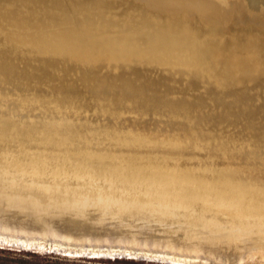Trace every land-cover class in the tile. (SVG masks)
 <instances>
[{
  "label": "rangeland",
  "instance_id": "1",
  "mask_svg": "<svg viewBox=\"0 0 264 264\" xmlns=\"http://www.w3.org/2000/svg\"><path fill=\"white\" fill-rule=\"evenodd\" d=\"M228 1L229 3H234L236 1L241 3V0H153V2L149 1L147 4L157 3V7L178 5L182 9L186 8V6L197 9L205 5H210L212 7L215 3L219 2L226 5L230 10L234 9L232 5L227 3ZM242 4L243 3H241V5ZM228 5L230 7H228ZM123 9H125V7L114 11L116 14H122ZM127 11L138 13L137 11H133V9H127ZM36 13L37 15L30 18L28 25L34 26L36 22H38L40 19L39 11ZM125 14H127V12H125ZM193 14L195 16L201 15L197 10H194ZM184 17L185 18H183L180 23V34L187 32L185 28L186 25H190V22L194 20L191 12L188 10ZM130 24H135L134 28H132L134 31H142L144 28V26L141 28L133 21H131ZM32 26H27V28H34ZM224 28V32H228L225 26ZM20 31H22V29ZM9 32L8 29L7 33ZM246 36L247 39L249 38L248 42L250 39L258 42L255 43V47L246 44V48L241 53L256 65L255 62L256 59L259 58L258 55L264 56V47L261 45V43H264V33L262 31L252 30L248 31ZM94 37L101 39L104 45H108V42L112 43L111 48L110 46L105 47V49H107L104 51L108 53L117 54L118 52H122V54L118 56L125 59H128V56L131 54L132 64L120 63L119 70L116 72L107 69L105 65L98 69H86L87 67L83 66L78 69V72L80 71L83 73L82 75H85L88 74L85 70L95 71L94 76L89 79L92 84L89 85L91 87V90H89L91 92L95 91L98 97L110 99V101L104 100L109 102L107 104L110 105L109 107L117 104L118 100L126 101L125 103L128 105L129 103L131 104L130 108L133 114L121 116L120 120L124 122V124H122L124 127H120L127 131V138H129L128 136L134 135L137 131H143L144 138L142 136L141 139L135 141L145 146V148H148L147 151L151 153V155L144 157L137 154L135 156L133 152L135 149H132L129 153L131 155L134 153L132 158L134 157L136 161H147L146 159L149 158L150 164L152 163L160 167L161 170L163 169L162 175H157V178H155V185H157V187L143 190L138 186L129 187L128 190L138 191L136 194L140 195L147 192L152 196L150 199L155 198L153 200H157V188L160 189L161 187L167 186H180L178 188L191 186L192 189H195V187H197L195 185H203L202 190L208 194L207 197L209 199H214L220 198V196L217 197L209 194V188L204 187V185L210 186L208 182L218 183L224 181L227 183L224 187L227 188H216L213 190L217 195H221L223 201L222 207H242L241 210L245 211V214L248 216L234 217L236 220L231 219L227 214H217L216 218L192 217L191 219L198 220L202 230H206L212 233V235L201 236L200 238L195 237L194 240H191L184 237L183 232H187L184 229L183 232L178 231L174 233L173 229L177 230V227L174 228L173 225L179 226L180 223H159L157 220L151 219L144 224L142 221L136 220V218L111 219V217H107L104 221H99L98 218L100 215L94 214L86 220V223L89 224L84 225L79 222V225L69 227L72 223L66 220V223L63 222L62 216L51 212L50 209V212H45L43 216H36L38 214L29 213H25L21 216L15 211L11 212L12 209H9L10 207L5 208L8 203L1 201L0 233L2 234L4 233L14 237L18 236L22 239H35L49 246L55 245L54 247L60 250H88L93 252L101 250L105 252L108 251V253L105 254L106 258L95 259L84 256L85 252H83L81 257H67L61 251L51 252L45 250L43 252H34L12 249L10 247L0 248L18 252L22 251L24 253H36L39 256L53 255L60 257L61 261L70 262V264L72 262L80 263V261L83 260L106 262L120 260L122 262H135L137 264H162L144 260V257L141 256L139 252H150L155 254L165 253L179 256L185 261H190L191 264H257V261L255 262L253 257L260 253H256L257 251L254 252V250L264 248V244L260 242V237L264 238V226L262 225V223L264 224V220H260L262 218L264 219V199L261 198L260 200V197L263 196L264 198V71L261 72L263 75H260L259 72L255 70L257 72L256 75H240V77H232L218 72L221 75L218 77L221 79L216 80L218 84L216 85L212 77H205V79L203 76L199 77V75L196 74L195 80H192L190 76L177 75V73L181 71H172L169 61L168 64L163 62L162 65H159L158 61L152 57L154 52H157V59L161 52L166 53L170 51L179 52L181 54L183 51L182 49H169L168 46L158 41L156 44L147 37L125 35L112 28H107L104 32L94 35ZM234 37L235 33L233 30L225 34L211 32L209 36V38L219 43V45ZM32 38V36H14L13 34L6 33L0 34V199L3 197L8 201V197L10 196L13 199L17 197L11 207L18 206V208L21 207L20 203L17 202L20 201V199L26 203L41 202L38 196L34 194L35 190H29V188L35 187V184L51 187V182H49V184L46 180L54 181L52 178L53 175H50L53 159L48 156L50 154L44 155L43 157L38 155L34 156L31 151H25L24 154L22 153L21 155L18 151H15L14 154H12L11 151L3 146L1 139L21 136L27 141L35 137H44L43 134H69L70 132L68 130L60 128L64 126L62 122L56 124L58 125L56 126L57 128L55 125L51 124L53 122H48L52 119L51 117L53 115L55 119L57 114H60L63 119H65L68 115L67 112H73L77 109L80 111V109H83L82 113H85L84 109L87 110V107L92 110L95 108L100 110L98 107L102 108V106L106 104L103 100H101V102H95L96 99H93L95 96L91 98L93 102L88 101V103L84 101L87 98L85 95L79 96L80 100H77L79 98L76 96V100H74L76 95H73L74 91L70 92L66 89L64 90L67 91L69 96L71 94V96L74 97L72 98L74 101H61L59 94L66 96L60 92L63 91L61 89L62 86L70 85L71 80L78 81L79 76L73 77L71 75L72 73H67L68 71L60 72L61 70L54 71L52 69L55 58L53 59L51 54L54 52L50 51L60 43V38H58V36L53 37L56 38V40H46L44 42L51 48L46 52H42L41 47H34L32 44L35 43V41ZM66 38L69 39L70 35L66 36ZM85 40L90 41V38L87 37L82 39V43H85ZM87 44L91 46L89 43ZM218 48L224 50V47ZM252 48H258L260 53L258 54V50ZM162 49L166 52H163L164 50L162 51ZM167 54H163V57L165 56L167 58ZM212 54H214L213 58H218L217 54L219 53L213 52ZM222 54L224 53L221 52V55ZM189 63V66H192V61ZM197 65L199 67L202 63L200 65V62H198ZM64 66L67 67L61 58L59 67L63 70L65 69ZM127 66L130 68V71L135 70L145 73L146 79L140 84L141 87L137 86L135 80H132V78H135L134 76H132V78L126 77L127 74L131 73L125 68ZM221 66L222 65H220L218 69H221ZM210 67V71L217 72L212 69V64ZM256 67H254V69ZM113 68L115 70L117 66L114 64ZM206 68L209 69L208 67ZM177 69L180 68L178 67ZM185 69H188V67L186 66ZM207 69L201 68L200 71ZM222 81H224V84ZM80 84L79 82V85ZM153 102L157 104H152ZM148 105L150 106L149 109H147ZM114 112H116V107ZM96 114L98 115V111ZM107 114L104 115L100 113L101 118L99 117L97 123L102 122L100 124L102 126H95L91 129L93 133L96 134L103 131L105 128L104 125L109 126V122L107 121L108 118H110L112 122H118L117 119H115L118 113L114 114V117L110 112ZM156 114L157 116H155ZM74 123L80 126L81 129L82 126H84L82 119H76ZM77 129L78 130L74 131L76 140L80 138L81 134L79 128ZM21 132L24 133L21 134ZM88 132V130H84L85 134H88ZM135 145H137V143H135ZM62 149L63 148H61V150ZM28 153L31 155H27ZM24 155L27 163L21 160ZM55 158L56 161L62 162L59 158ZM41 163L45 164L47 174H44L43 170V173H35L30 169L23 170L21 168L22 164L34 165ZM26 171L29 172L27 173ZM18 184L23 185H21V187ZM223 184L221 186H223ZM21 190L22 193L20 192ZM172 191L174 194L178 192L177 189H173ZM232 192L249 194L256 198L255 200L252 199L253 202L247 199V206L245 207L241 205L240 202H236L235 199H224L225 197H222L224 195L230 196L232 194L229 193ZM19 194L23 195V197ZM192 194L191 197H196V199L203 197L201 193ZM114 197L117 198L118 194L114 193ZM41 205L43 207H49L42 202ZM192 206H194V204ZM215 206H219V204L216 203ZM1 208L4 209V211L1 212ZM249 210L251 212H249ZM214 222L215 225H210L212 223L214 224ZM216 222H218V224ZM29 223H33L32 225L34 226L44 223L45 229L42 231L37 229H34V232L29 231ZM52 223L60 226L62 225L64 228L67 226L65 229L79 227L76 229L78 232L74 233L75 236L89 237V243H81V240L84 238H75L69 233L62 234L60 237L61 241L56 238H49V232L53 234L52 237L58 236V234H55L57 230L53 228ZM231 223L232 225L230 226ZM210 226H212V230ZM99 228L101 230L103 228L106 231L102 230L100 232ZM132 230H135L134 232L137 233L133 235L131 233L133 232ZM137 230L140 232L138 233ZM29 232L37 234L33 235ZM250 233H253V235ZM20 234L25 237L19 236ZM126 234H128V236H126ZM136 238L139 239L136 240ZM134 240L136 242H132ZM155 241L158 243L157 246L154 245ZM215 242L218 244L216 245ZM219 243L222 244L220 246L221 248L219 247ZM211 244L213 247H210ZM170 245H174L175 248H168L171 247ZM216 246L217 248L214 249ZM246 246L248 248H244ZM256 246L259 248L257 249ZM236 248L238 249L236 250ZM109 250L110 252H114V250L117 252L131 251L136 254L138 258H129L127 256L122 258L118 256V254L109 255ZM261 256L262 254L259 255V257ZM190 262L186 264H190Z\"/></svg>",
  "mask_w": 264,
  "mask_h": 264
},
{
  "label": "bare ground",
  "instance_id": "2",
  "mask_svg": "<svg viewBox=\"0 0 264 264\" xmlns=\"http://www.w3.org/2000/svg\"><path fill=\"white\" fill-rule=\"evenodd\" d=\"M68 1L69 3H71L70 8L67 5L63 7L51 6V9L49 10L47 9V7H45L46 9H43L40 5L37 4L31 3L30 6H27L17 4L18 2H20L19 0H4L1 2L0 12V34L6 33L13 34L14 36H32V39H34L35 41V43H33L32 45H34V47H41L42 52H46L48 51V49H51L46 43H44L46 40H56V38L53 37L57 36L58 38H60V43L55 46L52 51H50L59 54L58 55L51 53L53 56L52 58H55V63L52 69L54 71L61 70L60 72L68 71L67 73H72L71 75L73 77H77V75L79 76L78 81L71 80L70 85L68 84L67 86H62L61 89L63 91L60 92H62L66 96L59 94V97L63 102H65L66 100L73 102L74 100H76V96H78L77 98H79V96L83 95L87 96V98L84 100L87 103L88 101H92L91 98L93 96H95L93 97V99H96L95 102H101V100L110 101V99L98 97V94L96 95L95 91H90L91 87L89 85L92 84L90 83L89 79L94 76L95 71L84 69L88 74L82 75L83 73H81L80 71L78 72L79 68L86 66V69H98L101 66L105 65L107 69L116 72L119 70L120 63L132 64L131 54L128 56V59H125L118 56L122 54V52H118L117 54L108 53L104 51L107 49H105V47L110 46L111 48L112 43L108 42V45H104L101 39L94 37V35L100 34L107 30V28L116 29L117 31L125 35L147 37L153 40L156 44L158 41L168 46L169 49H182L183 51L181 52V54L179 52H166L164 49H162V51L164 50L163 52L166 53L161 52L157 59V52H154V55L152 57L156 59V61H158L159 65H162L163 62H166L168 64L169 61L172 71L177 72V70H179L181 72L177 73V75H186L187 77L190 76L192 80H195L196 74L199 75V77L203 76L204 78L212 77L214 78L215 83L217 79H221L220 77H218L221 76L220 74L230 75L232 77H240V75H244V73L240 74V70H242V63H240L239 60L247 61V63H249V66L245 67V70L248 69V73L250 75H253V71L255 70L257 72H260V70L264 71V68H262V65H264V56H261L259 54L260 50L258 48H252L257 49L259 54V58H257L255 62L256 65H254L244 56V54L241 53L246 48V44H248V46L251 45V47H255V43L258 42L253 39H250V41L248 42L249 38L247 39L246 36V33L248 31L244 29H240L239 32L236 31L235 37L231 40L229 39L230 41L228 40L229 42L227 44H230L228 46H224L222 45V43H220L219 45V43L209 38L211 32H218L219 34H225L229 32H224V26L227 27L228 23L234 19H240V15L243 12H241L238 7H234V9L228 10L226 5L219 2L215 3L212 7L210 5H205L202 8L193 9L186 6V8L182 9L178 5L163 7L160 6L162 7L160 8L157 7V3L149 5L147 4V2H153V0H121V2L117 3L112 0H101L102 3H98L94 0H87L80 2L78 5H76L74 1ZM245 1L247 3V6L249 7V1ZM227 3L229 5H233V3H229V1ZM241 3H243L242 0ZM122 7H125L122 14H116L114 10ZM127 9H133V11H137L138 13H132L131 11H127ZM47 10L49 13L46 12ZM187 10L191 12L194 20L190 22V25H186L185 28L187 29V32H184V34H180V23L183 18H185L184 15L185 13H187ZM194 10L200 12L201 15L195 16L193 14ZM38 11L40 18L38 22H36L34 26L28 25V21L30 20V18L37 15L36 12ZM125 12H127V14H125ZM142 15L144 16L145 20ZM131 21L137 23L141 28L144 26L143 30L134 31L132 28H134L135 24H130ZM27 26H32L34 28L28 29ZM251 28V30H257L254 27ZM8 29L10 31L9 33H7ZM21 29L22 31H20ZM261 31L264 33V30ZM68 35H70L69 39L66 38V36ZM87 37L90 38V41L85 40L86 42L82 43L81 40ZM87 43H89L91 46H88ZM261 45H263L264 47V43H261ZM242 46L245 48H239ZM218 47H224V50H220ZM213 52L219 53L217 54V59L213 58ZM221 52L224 53L222 54L223 56L221 55ZM163 54H167V58L165 56L163 57ZM61 58L62 61H64V63L67 65V67L64 66L65 69L63 70L59 67ZM190 61H192V66H189ZM198 62H200V65L202 63V65L199 67L197 65ZM114 64L115 66H117L115 70L113 68ZM211 64L213 65L212 69L216 70L217 72L210 71ZM220 65H222V68L218 69ZM186 66L188 67V69H185ZM178 67L180 69H177ZM206 67H208L209 69H207ZM254 67L256 68L254 69ZM125 68L130 71V68H128V66ZM201 68H205L207 70L200 71ZM130 72L131 73L127 74L126 77L132 78V76H134L135 78H132V80H135L137 86L141 87L140 84H142L146 79L145 73L135 70H132ZM79 82L81 83L80 85ZM222 82L224 84V81ZM216 85L218 84L216 83ZM64 89H66L67 91L69 90L70 92L74 91L73 95L76 94L75 98L71 96V94L69 96L67 94V91H65ZM72 98H74V100H72ZM77 100H80V98ZM125 102L126 101L118 100L117 104L109 107L110 105H107L109 102L104 101V103L106 104L103 105L102 108L98 107V109L100 110H97L96 108H93L94 110H92L87 107V110L84 109V112L86 114L82 113L83 109H80V111L77 109L73 112H67L68 115L65 119H63L60 114H57L56 119L53 115L51 117L53 120H47L50 123L53 122L51 124L55 125V127L58 126L56 124L62 122L64 126L60 128L68 130L70 132L69 134H43L44 137H35L27 141L24 140L21 136L1 139L3 146L11 151L12 154H14L15 151H18L20 155L22 153L24 154L25 151H31L32 155H38L40 157L50 154L48 156L53 159L50 175H53L52 178L54 179V181L46 180L48 181V183L51 182V184L49 183L51 187L35 184V187L29 188V190H35L34 194L38 196V199L49 207H43L41 205V202L26 203L21 199L20 201H17L20 203L21 207H11L13 206L12 204L17 197L13 199L10 196L8 197V201L3 197L0 199V202L2 201L8 203L5 208L10 207L9 209H12L11 212L15 211L21 216H23V214L25 213L38 214L36 216H43V214L45 212H48L50 209L51 212L61 215L63 222L66 223V221H68L72 223L71 225H69V227L75 226L79 222H87L86 220H88L89 217L94 214L100 215V217L98 218L99 221H104L107 217H111V219L136 218V220L142 221L144 224H146V222L151 219H155V221L157 220L159 223H180L179 226L173 225L174 228L177 227V230H174L172 228L174 233H177L178 231L183 232L184 230H186L187 232H183L184 237L191 240H194L195 237L200 238L201 236L212 235V233H209L206 230H202V227L200 226L198 220L191 219L192 217L195 218L197 216L199 218H216L217 214H227L231 219L236 220L235 218L248 216L245 214V211L241 210L242 207H222L223 201L221 199V195H217V193L213 190H215L216 188H227L224 187V185L227 184L224 181L218 183L208 182L210 186L204 185V187L209 188V194L217 197L220 196V198L214 199H209L207 197L208 194H206V192L202 190L203 185H195L197 186L195 187V189H192L191 186H185L181 188H178L180 186H167L161 187L160 189L157 188V200H153L155 198L150 199L152 196L147 192L140 195L136 194V192L138 191H129V187L132 188L139 186L143 190L157 187V185H155V178H157V175H162L163 169L161 170V168L157 167V165H154L152 163L150 164L149 158L146 159L147 161H136L134 157L132 158V155L134 153L135 156L139 154L140 156L144 157L150 156L151 153L147 151L148 148H145V146H142L140 143L135 141L137 139H141L142 136L144 138L143 131H137L136 133H134V135L128 136L129 138H127V131L120 127H124L122 125L124 124V122L120 120L121 116H128L130 114H133V111L130 108L131 104L129 103L128 105ZM152 104L157 103L153 102ZM115 107L116 112H114ZM149 107L150 106L148 105L147 109H149ZM97 111L98 115L96 114ZM108 112H110L113 117L114 114L118 113L115 118L118 122H112L110 118H108V120H106L109 122V126L104 125L105 132L103 130L96 134L93 133L91 129H93L95 126H99L102 123H97L100 117V113L106 115ZM155 116H157V114ZM76 119L83 120L84 126H82V129L80 126H77L76 123H74ZM77 128H79V132L81 133L78 140H76L74 137L76 136L74 131L78 130ZM84 130H88V134H85ZM22 133L24 132H21V134ZM135 143H137V145H135ZM61 148L63 149L61 150ZM132 149L135 150L131 155L129 151H131ZM27 155L31 154L28 153ZM55 157L62 160V162L60 163L56 161ZM25 159L26 157L24 155L21 160L27 163V160ZM21 168L23 170L30 169L35 173L42 172L43 170L44 174H47L45 170L46 166L43 163L34 165L22 164ZM222 184L223 186H221ZM18 185L21 186L23 184ZM173 189L178 190L177 194H174V192L172 191ZM20 192L22 193V190ZM114 193L118 194L117 198L114 197ZM192 193H201L203 197H199L198 199H196V197H191V195H193ZM229 194L232 195H224L222 197H225L224 199H235L236 202H240L241 205L245 207L247 206V199H250L253 202L252 199L255 200L256 198L255 196L253 197L249 194L246 195L240 192H232ZM19 195L23 197V195ZM261 198L264 199L263 196L260 197V200ZM216 203H218L219 206H215ZM193 204L194 206H192ZM2 211H4V209L1 208V212ZM249 212L251 211L249 210ZM260 220L264 219L262 218ZM216 223L218 224V222ZM210 225H215V222L214 224L212 223ZM231 225L232 223L230 224V226ZM262 225L264 226L263 223ZM212 226H210L211 230ZM102 230L105 229L102 228ZM102 230L100 229L99 231L101 232ZM134 231L131 232L133 235L134 233H137ZM137 231L138 233L140 232L139 230ZM251 235H253V233ZM126 236H128V234H126ZM141 237L144 238L143 236ZM139 238H136V240ZM4 241H7V244L4 247L34 252H43L45 250H49L51 252L61 251L67 257H81L83 255V252H85L84 256L97 259L106 258L105 254L108 253V251L105 252L101 250L97 252L88 250H60L55 248V245L49 246L46 245V243L39 242L35 239H22L18 236L14 237L8 236L4 233H0V243ZM260 242L264 244V238L260 237ZM215 244L217 245L218 243L215 242ZM221 245L222 244L219 243V247ZM210 247H213L212 244ZM216 248L217 246L214 249ZM244 248L248 247L246 246ZM258 248L259 247H257V249ZM237 249L238 248H236V250ZM254 252H259L260 254H262V256H264V248H259L258 250H254ZM139 253L144 257V260L154 261L162 264H186L190 262L185 261L184 259H182V257L168 255L165 253ZM117 254L123 255L122 258L126 256H129V258H138L136 254L132 253L131 251L117 252L114 250V252L112 251L109 253V255ZM259 255L257 254L253 257L255 259V262L257 261V264H264V257H259Z\"/></svg>",
  "mask_w": 264,
  "mask_h": 264
},
{
  "label": "water",
  "instance_id": "3",
  "mask_svg": "<svg viewBox=\"0 0 264 264\" xmlns=\"http://www.w3.org/2000/svg\"><path fill=\"white\" fill-rule=\"evenodd\" d=\"M2 1H4V0H0V12H1V2ZM9 1H13V0H9ZM19 1L20 2H18L17 4L30 6V4L32 3V4L40 5L43 9H46L45 7H47V9H49V10L51 9V6L63 7V6L67 5L70 8V4H71V3H69L68 0H19ZM71 1H74V3L76 5H78L80 2L87 1V0H71ZM94 1H96L98 3H102L101 0H94ZM112 1H114L115 3L121 2V0H112ZM242 1H243L242 5L238 1H236L232 5V8L233 7H238L240 9V11L243 12V13H241L239 20L234 19V20H232L231 22L228 23V26L226 27V30L229 31L228 33H230V31H232V30H234L233 31L234 33L236 31L239 32L240 29H244L246 31H252L251 27H256V29L258 31L264 30V0H248L249 1V7L247 5H245V4H247L245 0H242ZM167 4H168V2H167ZM228 7H230V6L228 5ZM228 10H230V8ZM255 10L258 11L259 13L256 12ZM46 12H48V10ZM10 19H12V18H10ZM225 42H222L223 43L222 45H224V46L230 45V44H227L228 41H225ZM239 48H245V47L242 46V47H239ZM239 61H240V63H242V66H241L242 70H240V74L244 73V76H247V74H248V76H251L248 73V69L245 70V67L249 66V63H247V61H242V60H239ZM262 68H264V65H262ZM262 71L260 70V72H259L260 75H263V73H261ZM253 74L256 75L257 72L253 71ZM32 224L33 223H29V231L34 232V229H37L39 231H42V230L45 229L44 228V223H41V225H37V226H34ZM81 224L86 225V224H89V223H86V222L82 223L81 222ZM77 225H79V224H76V226ZM53 228L55 230H57L55 234H58L59 237L58 236L52 237L53 234L51 232H49V238H56L57 240L61 241L60 237L62 236V234L69 233V234H72V236L75 237V238H79V239L80 238H84V239L81 240V243H89V240H90L89 237L86 238V237H77V236H75L74 233L78 232L76 229H78L79 227H77V228L74 227L72 229H70V228L65 229L66 227L64 228V226H62V225L60 226V225L53 224ZM16 229H19V228H16ZM0 230H1V215H0ZM29 233L33 234V235L37 234V233H31V232H29ZM19 236L25 237V236H23L21 234ZM132 242H136V241L134 240ZM145 244H147V243H145ZM154 245L155 246L158 245L157 241H155ZM170 246L171 247H168V248H170V249H174L175 248L174 245H170ZM175 250H180V249H175ZM118 256L122 257L123 255L118 254ZM127 257H129V256H127Z\"/></svg>",
  "mask_w": 264,
  "mask_h": 264
},
{
  "label": "trees",
  "instance_id": "4",
  "mask_svg": "<svg viewBox=\"0 0 264 264\" xmlns=\"http://www.w3.org/2000/svg\"><path fill=\"white\" fill-rule=\"evenodd\" d=\"M60 257L53 255L39 256L36 253H24L22 251H13L0 248V264H70L67 261H61ZM71 264H137L135 262H122L120 260L112 261H88L83 260L80 263Z\"/></svg>",
  "mask_w": 264,
  "mask_h": 264
},
{
  "label": "clouds",
  "instance_id": "5",
  "mask_svg": "<svg viewBox=\"0 0 264 264\" xmlns=\"http://www.w3.org/2000/svg\"><path fill=\"white\" fill-rule=\"evenodd\" d=\"M6 244H7V241L0 243V247H4Z\"/></svg>",
  "mask_w": 264,
  "mask_h": 264
}]
</instances>
